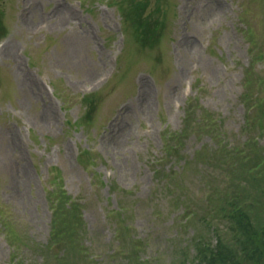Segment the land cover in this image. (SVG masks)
Here are the masks:
<instances>
[{
  "label": "rangeland",
  "instance_id": "1",
  "mask_svg": "<svg viewBox=\"0 0 264 264\" xmlns=\"http://www.w3.org/2000/svg\"><path fill=\"white\" fill-rule=\"evenodd\" d=\"M154 1L145 15L170 11L147 50L124 38L109 0H34L33 12L25 1L0 0V42L10 46L0 55V218L27 227L37 245L46 242L52 200L64 195L62 182L50 188L58 169L65 196L80 199L74 213L88 252H120L133 237L145 240L142 258L166 264L169 239L181 234L183 248L194 231L180 227L173 196L204 202L194 157L215 145L193 124L210 119L223 142L253 139L264 151V116L251 127L246 115L259 106L242 101L247 91L264 109V0ZM92 92L100 98H82ZM193 97L194 118L176 144ZM2 229L0 264H14ZM21 246L18 258L36 259Z\"/></svg>",
  "mask_w": 264,
  "mask_h": 264
},
{
  "label": "trees",
  "instance_id": "2",
  "mask_svg": "<svg viewBox=\"0 0 264 264\" xmlns=\"http://www.w3.org/2000/svg\"><path fill=\"white\" fill-rule=\"evenodd\" d=\"M118 1L120 10L128 21L135 22L136 15L139 18L148 17L145 15V0ZM142 35L147 34L141 33L133 37L137 41ZM155 38L156 35L152 33L144 37V40L154 41ZM253 59H259L258 52ZM242 101L247 110L259 106V113L256 111L258 115H246L247 124L251 125V122L258 125L260 118L264 116L260 100L255 98L252 102L249 101V93L246 91ZM193 118L194 103H189L183 119L185 128L180 134L171 136L172 141L176 140L175 143L180 144ZM206 120L207 118H203L197 121L193 124L194 129H190L198 134L210 133L215 140L214 147L199 152L194 157L200 180L203 179L204 202L197 203L185 194L173 196L174 202L179 203L182 209L184 220L180 222V227L193 228L194 231L189 239L190 243L183 248L175 245L176 240H171L172 246L166 254L171 258L166 264H264V151L260 152L253 139L232 145H229V141L223 142L224 131L213 124L208 125L210 119ZM60 200L61 203L52 200L61 207L54 210L48 242L42 246L27 243L30 254H39L43 260L41 262L33 259L25 261L17 257L18 251L24 246L15 244L19 238L12 232V227L5 225L3 231L12 236L9 241L14 243L12 247L17 258L15 264H106L115 262L117 257L121 264H155L153 258L144 259L140 256L142 243H136L133 238L120 243V252L115 250L114 253L103 254L104 261L92 258L91 248L89 247L88 252V247L82 246L84 222L80 212L74 213L79 208L78 204L63 194ZM65 203L69 205L68 208ZM61 209L67 215L64 220L58 218ZM190 247L193 254L187 252ZM183 249L185 252H181ZM122 256L125 258L124 262ZM95 257L100 258L99 255Z\"/></svg>",
  "mask_w": 264,
  "mask_h": 264
},
{
  "label": "bare ground",
  "instance_id": "3",
  "mask_svg": "<svg viewBox=\"0 0 264 264\" xmlns=\"http://www.w3.org/2000/svg\"><path fill=\"white\" fill-rule=\"evenodd\" d=\"M27 3H29L32 6V12L35 10V2L34 0H26ZM10 51V46L8 47L7 53Z\"/></svg>",
  "mask_w": 264,
  "mask_h": 264
}]
</instances>
